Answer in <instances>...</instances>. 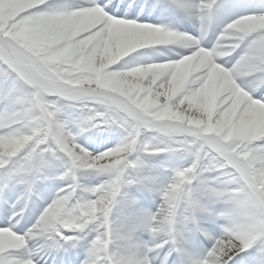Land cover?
Wrapping results in <instances>:
<instances>
[{
	"label": "snow or ice",
	"instance_id": "obj_1",
	"mask_svg": "<svg viewBox=\"0 0 264 264\" xmlns=\"http://www.w3.org/2000/svg\"><path fill=\"white\" fill-rule=\"evenodd\" d=\"M0 264H264V0H0Z\"/></svg>",
	"mask_w": 264,
	"mask_h": 264
}]
</instances>
